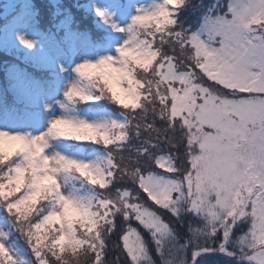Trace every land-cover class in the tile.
Segmentation results:
<instances>
[{
    "label": "snow or ice",
    "instance_id": "6c2138e0",
    "mask_svg": "<svg viewBox=\"0 0 264 264\" xmlns=\"http://www.w3.org/2000/svg\"><path fill=\"white\" fill-rule=\"evenodd\" d=\"M0 264H264V0H4Z\"/></svg>",
    "mask_w": 264,
    "mask_h": 264
},
{
    "label": "rangeland",
    "instance_id": "374dc122",
    "mask_svg": "<svg viewBox=\"0 0 264 264\" xmlns=\"http://www.w3.org/2000/svg\"><path fill=\"white\" fill-rule=\"evenodd\" d=\"M71 2H74V0H70ZM83 1V0H82ZM4 0H0V4H2Z\"/></svg>",
    "mask_w": 264,
    "mask_h": 264
},
{
    "label": "trees",
    "instance_id": "16d2710c",
    "mask_svg": "<svg viewBox=\"0 0 264 264\" xmlns=\"http://www.w3.org/2000/svg\"><path fill=\"white\" fill-rule=\"evenodd\" d=\"M66 3H72L70 0H65ZM83 2V1H82Z\"/></svg>",
    "mask_w": 264,
    "mask_h": 264
}]
</instances>
